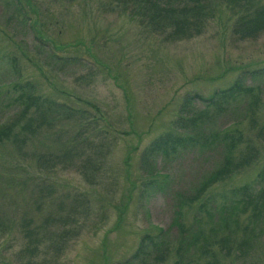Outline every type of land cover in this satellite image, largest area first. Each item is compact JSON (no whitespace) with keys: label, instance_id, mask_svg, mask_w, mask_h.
I'll list each match as a JSON object with an SVG mask.
<instances>
[{"label":"rangeland","instance_id":"rangeland-1","mask_svg":"<svg viewBox=\"0 0 264 264\" xmlns=\"http://www.w3.org/2000/svg\"><path fill=\"white\" fill-rule=\"evenodd\" d=\"M25 1L29 10L26 21L16 19L13 6L4 7L0 0V124L22 109V105L16 108L10 104L14 84L28 83L30 92L42 99L49 97L66 104L72 112L67 119L62 118L56 130H79L83 140L77 148L90 158L83 155L75 160V168L57 166L50 174L58 185L54 195L57 203L67 196L61 201L66 205L77 193L88 196L90 204L76 220L80 230L58 250L48 249L54 247H48L49 243L38 247L33 255H21L26 245L22 234L15 228L10 233L0 232V264H26L27 260L30 264H207L211 255L222 259L223 264H264V210L255 219L252 207H244L240 194L234 192L248 185L253 197H261L260 192L264 196V133H257L258 126L264 127V87L253 113L255 126L250 113L241 126L232 122L258 98L259 90L248 98L239 97L218 114L219 118L214 116L206 122L209 132L239 129L252 140L250 147L257 154L251 166L223 182L216 181L218 184L209 187L191 206L186 198L222 164L224 153L219 148L164 162L149 156L141 169L146 157L141 155L148 145L176 130L180 115H190L189 106L182 108L184 98L208 97L214 90L231 85L240 70L264 67V32L249 39L233 32L248 6L223 2L199 34L170 40L166 37L169 28L157 30L148 19L138 16L142 1ZM169 1L171 5L177 2ZM251 3L263 5L264 0ZM163 4L162 0L157 3ZM76 119L75 127H65ZM40 130L42 144L45 139ZM35 143L32 141L26 150L32 152ZM242 150L240 146V153ZM91 168H95L94 173ZM163 174L169 178L163 179ZM5 177L0 176V208L6 207L7 217L16 215L19 219L26 208L19 195L8 193L10 198L6 199ZM142 179L160 186L138 197ZM90 180L100 181L101 187L87 184ZM182 193L186 197L181 200L178 195ZM106 196L114 204L128 197L127 204L121 205L124 210L119 219L117 209L98 206ZM203 201L204 208H199ZM8 205L13 208L8 209ZM177 208L183 217L182 230L171 225ZM158 229L163 234L154 247L162 258L150 261L132 257L143 235H155ZM154 247L147 249L155 256Z\"/></svg>","mask_w":264,"mask_h":264},{"label":"trees","instance_id":"trees-1","mask_svg":"<svg viewBox=\"0 0 264 264\" xmlns=\"http://www.w3.org/2000/svg\"><path fill=\"white\" fill-rule=\"evenodd\" d=\"M137 1H139L138 4L141 1L144 4L140 8L141 11L138 16L148 19L157 30L169 28L166 37L170 40L199 34L202 25L206 20L213 18L215 11L217 12V7L223 2L229 5L236 4L235 6L237 7L243 3L248 6V15L246 13V15L238 18L233 28V32L239 38H254L264 32V4L253 5L251 0H175L177 1L175 5L169 4V0H162L164 3L162 6L157 5L159 0ZM3 2L4 5L6 4L4 7L10 8L8 6H13L12 14L16 19L20 17L25 20L29 13L26 8L27 1L3 0ZM25 21H22L23 25ZM172 27L174 30H172ZM28 29L31 32L34 31L30 25ZM4 62L7 63L5 60ZM12 87V91L15 90V94L10 104L13 102L16 108L22 105V109L17 115H13L9 121L0 124V147L3 148V150H0V176H6L3 181V192L6 194L5 197L7 196L6 199L10 198L8 193L19 195L21 198L20 202H22L26 211L21 212L18 216L20 218L16 219V215L7 217L6 207L2 209L3 211L5 210L4 216L0 208V232L6 231L10 233V229L15 228L22 234L23 238L26 239V245L20 250L21 255L26 253L33 255L37 252L38 247H43L49 243L48 247L52 245L54 247L48 249L58 250L62 243L70 236L76 235L80 230L77 229L76 220L89 209L86 205L90 204V198L76 193L70 199L69 204L65 205V203L61 202L62 200L65 202L68 199L67 196H63L62 200L57 203L54 194L58 185L54 183L55 179L51 178L50 174L58 168L59 164L61 169H65L66 166L76 167L73 162L84 155L77 148V145L83 139L77 134L79 130H70L71 133L56 130V127L61 124L62 118L67 119V116L72 112L66 104L49 97L42 99L39 95L30 92L32 89L28 83L23 85L14 84ZM263 87L264 67H261L252 70H240L231 85L224 89L214 90L208 97L192 95L184 98L182 108L185 109L189 106L187 112H191L190 115L185 117L180 115L175 125L176 130L163 134L148 145L141 155V157L146 155L142 159L141 169H143V165L149 156H157L160 162H164L171 157L172 159L176 158L178 155H195L196 152H199L196 154L199 156L205 151L209 152L219 148L221 153H224L222 164L207 178H204L193 194L186 198L187 204L191 206L207 192L209 187L218 184L217 182H223L224 179H228L234 172L251 166L255 154H257L256 150L250 147L252 146V140L247 139L239 129L229 130L225 128L209 132L206 122L214 116L218 117L222 110L228 108L231 102L235 103L239 97L248 98L253 95L254 91L259 90L258 98L251 102L252 106L248 103L245 113H242L235 121L232 119V123L239 127L247 119L246 115L250 113L252 122L249 121L253 127V123L256 125L257 122L253 113L256 112V103L259 101L260 95H264V93L260 94ZM195 104L198 106L197 109L191 108V105ZM76 123L77 119L71 122L72 125L66 124L65 127L71 129L75 127ZM257 128V133H264L263 125ZM40 129H43L42 136L45 139V143L42 144H40L39 137L41 136ZM32 141L36 142V146H32V152H28L26 147L28 145L31 146ZM56 143L57 146H55ZM240 146H243L242 153L239 151ZM84 157L90 158L88 154L84 155ZM80 165L84 166V162H81ZM83 168L79 166V169ZM94 169L91 168L90 172L94 173ZM147 172L151 173L150 169ZM160 176L163 179L169 178L168 174ZM140 183L141 186L138 188L139 192L137 193L138 197L143 196L147 190L154 187L156 189L160 186L152 180L142 179ZM87 184L98 185V187L102 185L100 181L95 182L93 180L87 181ZM249 191L248 185H243L234 190L235 193L240 194L243 206L252 207V216L258 219L261 210H264L263 192L259 194L261 197H258V195L253 197L254 194L252 196V191ZM27 193L31 195H26ZM178 197L182 200L186 195L182 193ZM106 198L107 196L105 200L101 199L102 204L98 203V206L100 209L108 207L113 210L117 209V218L119 219V215L124 210L121 205L123 203L127 204L128 197L121 204H114L112 198L108 201ZM204 206V201L198 205L199 208H204ZM7 208L10 209L13 206L8 205ZM53 208L54 211H52ZM9 212L14 214L10 210ZM41 213L44 214L42 218H40ZM174 214L175 217L172 218L171 225L182 230L183 217L180 214V209L177 208ZM221 222L224 225L227 224L225 220H221ZM162 234L163 231L158 229L155 235H143L132 257H146L150 261L160 260L162 256L159 255V251H156L157 247L155 248L154 245H156ZM197 238L194 239V242H196ZM158 245L161 246V244ZM148 247H154L155 256L151 250L149 251L150 248L147 249ZM178 251L179 248L177 249ZM228 252L229 250L226 252L227 255H229ZM209 260L210 263L207 264L224 263L222 259L214 258V255H211ZM26 264H30V261L27 260ZM174 264H181V262L177 263L176 261Z\"/></svg>","mask_w":264,"mask_h":264}]
</instances>
